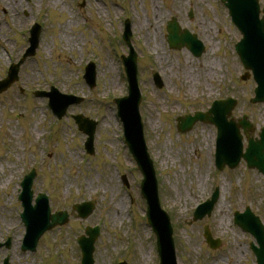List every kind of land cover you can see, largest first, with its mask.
Returning <instances> with one entry per match:
<instances>
[{
    "label": "rangeland",
    "instance_id": "1",
    "mask_svg": "<svg viewBox=\"0 0 264 264\" xmlns=\"http://www.w3.org/2000/svg\"><path fill=\"white\" fill-rule=\"evenodd\" d=\"M152 2L156 16L159 14L156 24ZM259 2L264 5V0ZM99 9L108 11L107 20ZM172 17L204 45L199 58L186 48L169 49L165 26ZM125 19L129 20L131 44L138 56L144 139L155 169L160 205L173 227L178 264H255L250 244H257L233 224V215L248 207L264 225V177L246 169L243 161L235 170L218 172L210 158L216 135L212 125L197 123L186 134L176 131V117L205 112L213 100L227 97L236 101L231 117L246 116L253 128L252 138L264 125V104L248 101L253 97L254 81L251 77L239 79L245 72L234 52L240 33L219 0H13L12 6L0 0V80L27 48L29 28L34 23L40 26L35 55L21 64L17 81L0 94V243L11 240L9 249H0V264L5 257L10 264H79L76 238L86 227L94 226L99 227L94 264H158L155 237L143 220L142 176L123 144L113 104L115 97L127 94L118 58L127 55L126 45L118 39ZM149 23L154 24L156 41L145 39L151 32ZM68 42L76 45L69 48ZM211 60H218L220 69L209 79L205 70ZM89 61L95 65L92 89L82 78ZM161 61L167 62L161 65ZM106 65L111 71L102 76L100 66ZM28 68L34 70L35 79L20 84ZM184 71L196 79L194 85L187 83ZM154 73L162 81L160 89L153 83ZM109 77L111 86L106 89ZM50 87L83 100L70 106L58 121L47 107V99L33 96L34 91ZM78 114L97 122L91 156L83 147L86 136L72 120ZM32 168L36 173L34 197L44 193L52 212L66 210L70 214L65 226L41 236L34 253L20 251L24 227L17 200L19 184ZM215 188L219 199L211 215L193 222L194 208ZM89 200L95 205L92 214L83 220L76 218L72 205ZM119 204L122 219L108 213ZM220 205L225 214L223 224ZM10 220L13 226L6 227ZM205 226L220 240L216 250L205 242ZM235 243L242 253L233 263L230 255Z\"/></svg>",
    "mask_w": 264,
    "mask_h": 264
},
{
    "label": "water",
    "instance_id": "2",
    "mask_svg": "<svg viewBox=\"0 0 264 264\" xmlns=\"http://www.w3.org/2000/svg\"><path fill=\"white\" fill-rule=\"evenodd\" d=\"M230 10L237 13L235 19L237 26L243 33L244 40L238 45V53L241 56L244 64L247 68L253 70L254 79L258 84L256 89V98L251 102H263L264 101V26L263 24L253 23L249 16L252 15L250 7L252 0H229ZM236 7V9H235ZM249 7V11L246 8ZM233 13V14H234ZM256 15V11H254ZM257 26V27H256ZM168 31V43L169 47L172 49H178L181 46H186L195 55L199 56L203 52V46L196 41V38L190 35L187 31H184L182 35L179 36V29L176 24L175 19L167 23ZM129 35L127 34L126 41L128 42ZM32 42L34 48L28 53L32 55L36 47L37 37L36 34L32 37ZM131 63L134 64L135 58L130 59ZM130 62L127 66V72L131 84L130 95L123 100L117 101L119 108V115L124 123L125 127V140L128 144L131 152L133 153L139 169L144 174L143 180V193L148 201V220L149 223L154 227L155 233L158 237V247L161 256L160 264H174V258L172 254V240H171V229L169 226L168 217L164 214L158 204L157 194H156V183L154 179V173L151 167V163L148 160V156L145 152L144 143L142 140V130L141 123L139 121L137 109L140 101L136 85H135V67ZM16 68H13L11 76L16 74ZM85 79L87 80L90 87L93 86L94 73L92 68L86 69ZM12 79L10 82H12ZM5 87V86H4ZM39 95V94H38ZM73 99V98H72ZM70 99L68 103L64 104L62 108L58 111V116L61 117L68 104L73 103L77 99ZM80 100H77L79 102ZM233 101H226L221 103H216L213 108L208 112L212 114L209 117L208 114H195L194 117H185L177 119V130L181 133L188 132L196 121H207L215 124L218 128V162L219 168L224 165H228L230 168H235L240 158H243L248 168H256L264 175V131L261 134L260 141L252 142L249 138L250 126L245 118L238 121L227 122V117L230 114L234 106ZM54 108H56L54 106ZM79 126V129L84 133L89 135V139L85 144L87 150L92 152V137L94 133V124L78 116L74 118ZM239 128H242L245 136L249 141V147L245 154L241 153V136L238 134ZM33 174L25 177L22 182V193L19 196V200L22 201L24 207V213L22 214V220L25 223L27 230L26 236L23 241V250L34 251L37 241L40 236L56 225H62L67 221V214L65 212L56 213L51 215L47 199L44 195H39L36 199L37 205L31 207L32 193L30 191L32 183ZM212 203L207 204L205 207L200 208V214H197L196 219L202 218L204 214H208ZM93 206L91 204H85L81 206H76L74 209L77 210L80 217L85 218L92 211ZM236 224L243 227L245 230L252 232L258 240L260 245L259 249H254L257 254L259 264H264V235L261 228L258 226L257 221L252 219L249 214L247 215H237ZM87 234L90 236L89 239H84L81 241V247L83 248V262L84 264H92L91 253L93 251L92 244L97 237V233L88 231ZM207 242L212 248L217 244L213 242L210 235L206 233L205 235Z\"/></svg>",
    "mask_w": 264,
    "mask_h": 264
},
{
    "label": "bare ground",
    "instance_id": "3",
    "mask_svg": "<svg viewBox=\"0 0 264 264\" xmlns=\"http://www.w3.org/2000/svg\"><path fill=\"white\" fill-rule=\"evenodd\" d=\"M5 2L7 4H11V6H12L13 0H5ZM151 8H152V11H153V18H154L153 23L156 24L157 23V16L159 14H157V16H156V12L158 13V11L155 10V4L153 2H152ZM112 13L114 14V11H112ZM99 14H100V16L102 15L104 17V19H106V20L108 19L109 13H108L107 10L103 11L102 9H99ZM153 23L152 24L149 23L147 25L148 29L151 30V32L147 33V36L145 37V39L147 41L151 37H152L153 40H155V41L157 40V36H156V34L154 32V24ZM139 25L141 26V24H139ZM67 45H68L69 48H72L76 44L74 42H68ZM215 45H218V44L216 43ZM157 49H158V45L156 44L155 45V52L157 51ZM214 53H215V49L213 50V52L211 54L214 55ZM166 62L167 61H165V62L161 61L160 64L161 65L162 64H166ZM185 63H186V61H184L183 64L185 65ZM206 66H207V69L205 70V74L209 76V79H211L212 76L215 74L214 71H218L220 69V63L218 62V60H211L209 63H207ZM168 68H171V67L169 66ZM110 71H111V69H110L109 66H107V65L106 66H100V73H101L102 76L108 75L110 73ZM184 75L187 78V81H188L187 83L191 84V85H194V81H196V79L190 74V71H184ZM34 79H35L34 70L32 68H28L25 72H23L20 84H30ZM108 85L111 86L110 77L106 79V86H105L106 89H108ZM208 147H209V145H208ZM198 186L200 187L199 183H198ZM219 208H220V214H221L220 222H221V224H223V221H224L223 217L225 218V214L222 212V208H223L222 205H220ZM119 209H121V204L117 205V207L115 208L114 211L109 210L108 213H110V215L114 214L116 218H121L122 219V216H121V213H120ZM2 224L4 225V222ZM5 226L6 227H12L13 226L12 220H10V222L7 223ZM240 252L242 253V249L239 247L238 243L237 244L235 243V246H234V248H233V250L231 252V255H230V257L232 258L233 263L236 262L237 260L241 259V253Z\"/></svg>",
    "mask_w": 264,
    "mask_h": 264
}]
</instances>
